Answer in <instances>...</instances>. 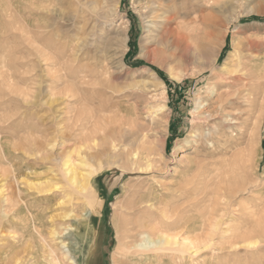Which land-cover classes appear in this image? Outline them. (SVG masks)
Masks as SVG:
<instances>
[{
    "label": "rangeland",
    "instance_id": "obj_1",
    "mask_svg": "<svg viewBox=\"0 0 264 264\" xmlns=\"http://www.w3.org/2000/svg\"><path fill=\"white\" fill-rule=\"evenodd\" d=\"M177 2L182 13L188 11L185 21L197 15L204 19L187 25L179 47L154 55L151 23L159 20L145 0H0V146L12 156L17 145L22 162L36 169L25 179L8 174L4 183L22 189L21 199L33 201L46 192L45 183L58 181L60 190L53 195L62 199L61 161L75 146L82 147L81 154L94 155L88 166H80L83 174L97 170L101 199L89 222L94 225L90 237L72 250L83 263L85 258L86 264H137L134 250L116 240L114 224L122 216L129 223L148 218L140 210L143 204L128 210L141 196L153 198L162 232L207 245L195 255L185 254V260L175 254L174 264H264V107L259 104L264 0ZM119 29L127 37L126 50ZM237 55L256 93L251 110L241 98L244 92L237 94L244 90L241 84H222L216 76L225 61L231 70ZM199 102L208 104L213 117L208 123L197 116ZM205 130L211 134L205 136ZM82 133L88 134L86 140L79 139ZM133 148L143 157L139 164H149L146 170L127 169L124 153ZM2 162L0 168H8ZM75 197L46 212L48 224L38 229L58 253L48 234L58 222L70 225L71 242L84 233L81 213L88 209L79 208ZM70 206L78 215L64 222L58 214ZM11 210L8 215L16 223ZM0 231V264H46L50 259L38 235L19 244L12 252L15 261L4 257L2 245L20 231L5 222Z\"/></svg>",
    "mask_w": 264,
    "mask_h": 264
},
{
    "label": "bare ground",
    "instance_id": "obj_2",
    "mask_svg": "<svg viewBox=\"0 0 264 264\" xmlns=\"http://www.w3.org/2000/svg\"><path fill=\"white\" fill-rule=\"evenodd\" d=\"M145 2L151 3L148 6V12L151 13V15H153L155 17V19L159 20V22L151 23V24H154L155 31H156L155 37H153V39H152L153 46L151 45L153 47L151 49V52L154 55L158 52L164 54V53H167L169 50L176 48L178 46V44H180L186 40V33L185 32L187 31V25L190 22L196 21L197 19H202V20L204 19L203 17H200L197 15V17H195V19H193V20L189 19L190 20L189 22L185 21L184 17L187 16L188 11H187V13L186 12L182 13L180 11L181 9H179V7H178L179 2H177V0H167V1L166 0H145ZM182 9H183V7H182ZM31 13L33 14V11ZM199 24H196V25H199ZM201 26H202V24H201ZM196 27H198V26H196ZM31 29H33V28H31ZM118 36L121 37L120 41L122 42L123 48L126 50L127 49V45H126L127 37L124 35L123 29L118 30ZM250 43H251V41H250ZM248 50H250V49H248ZM145 56L149 57L150 52L149 51L146 52ZM172 56H173V53L164 57L162 60L165 61L166 58L170 59ZM244 66H245V64L243 63L241 56L237 55L235 58V64H234V66H232L233 68L231 70H229V64L227 61H225L224 64L219 65V69L221 70V72L216 73V76L218 77L219 82H221L222 84L223 83L224 84H231V85L241 84L244 87V90L238 89L237 94L239 95L242 92H244V94H242L241 98L243 99V101L245 103L248 104V106L251 110L253 108L254 104L257 102V100L255 98L256 93H254V86L252 85V83L248 82V80L251 79V74L248 73L247 70H245ZM249 66H251V68H253V69L257 68L255 66H252L251 64H249ZM211 69H213V68L211 67ZM262 69L264 70V68H262ZM260 87L263 88L264 84L261 85ZM211 89H213V88H211ZM263 92H264V90H263ZM262 96H263L262 100L259 101L261 110L264 107V102H263L264 93H262ZM220 103H218V106H220L219 105ZM206 105H208V104H206ZM206 105H204L202 102H199V103H197L195 109H196V111H198L197 116L200 118V120L208 123L209 121L212 120L211 118H213V117H212L211 113L209 112L210 110L207 111L208 109H207ZM163 107H164V104L159 107L160 111H162L161 109ZM226 119L227 118H225V120L223 119L225 123L228 124V123L232 122L231 118L228 120H226ZM210 134H211V132L209 130H205V136H209ZM86 138H88V134H84V133H82L79 137V139H81V140H86ZM209 146L212 147V144L210 143ZM137 148H133L130 151L126 150V152L124 153L126 158H127L126 160H128V163L131 166L130 168L127 167V169H130V170L131 169L132 170L137 169L139 171L144 170V169L146 170L149 167V164H147L145 166H142L139 164L140 159L143 157L140 155ZM18 149L20 150V148L17 145L13 146L11 148V150H13L12 154H15V155L10 156L9 155L10 150L5 149L4 146H0V163H3L2 162L3 159L8 163V168H0V179H1L0 181H3L0 184V229H2L3 223L5 222V223H9V226L11 228H15V229H18V231H20V232H17L16 235L11 236L10 239H6L7 242L2 245V248L4 249V252H3L4 257L11 256L12 259L15 258L17 254L12 255V252L20 249L21 245H19V244H21V243L24 244V242L29 238H32V237L37 238L36 235H38L39 236L38 238H40V240L42 241V245L45 244L47 246V248H49L48 254L50 256V259L46 262V264H51V262H52V264H86L88 260L84 258L85 262L83 263V261H81L79 259L80 257L77 258L75 255L72 254V250L78 247V245L80 243V239L84 240V239L90 237V230L93 228L94 225L92 223V225H93L92 226L91 223H89V222L95 216V214L99 208L100 202H101V199L99 197H97V195H96V191H97L96 186H97V179L98 178L95 175V172L97 170H95L93 172L87 171V174H86V172H85V174H83L80 171V166L83 167V169H84V167L88 166L90 163V160H92V158H94V155L81 154L82 153L81 152V149H82L81 146L73 147L71 149V153L66 155L65 158L61 161L62 162L61 166H60L61 168L59 167L60 171H61L60 174H62L61 176L63 178L64 185L66 187V189H63V187H61L62 188L61 190L65 192L63 194L64 197L62 196V199H60V198L57 199L56 195H53V191L60 190V187H57L59 185L58 184L59 182L57 181L58 183L52 182L49 185H47L45 183L46 186L44 184L42 185V186L46 187L45 191L49 192V193H46V192L43 193V191H42L41 193H43V194L38 195L37 197H34L33 201H27V200L21 199V197H20V195H22V194H20L22 189L17 188V191H16L13 187H11L10 185L8 186V185H6V183H4V180H5L4 178H6L8 176V174H10L13 179L19 180V179L27 178L29 174L36 171L35 166H33L31 163L22 162L21 156L19 155L18 152H16V151H18ZM21 149H23V148H21ZM47 150H48V148H47ZM148 152H149V150H148ZM249 152L248 151L244 152L245 153L244 155L246 156L247 159L249 158V156H251V155H249ZM73 153H75L77 156L73 157V155H72ZM17 160H18V162H17ZM76 160H78L77 161L78 164L75 163ZM141 162H142V160H141ZM91 168H92V166H91ZM50 182L51 181H49V183ZM17 184L19 185V183H17ZM24 184L26 185V188L30 187L28 184H26V183H24ZM40 186H41V183H40ZM35 189H36V187H35ZM37 191H39V190H37ZM21 193H23V192H21ZM74 195H76L75 199L77 201H79L78 203H76V205H78L79 208L84 207V208L88 209V211L81 213V216L83 215V217H84L83 218L84 225L81 226V229L84 233H82V235L81 234L79 235L80 238L78 239V242H71L70 239L72 238L73 232H71L72 229H71L70 225H66V224L58 222V224L56 226L52 227L48 232L49 238L51 240L56 241L55 244L57 246H59L61 249V252L58 253V252H56V250L53 246H50L47 243L48 239L46 240L44 238V232H41L38 229H39V227L45 226L46 224H48V222H47L48 216H46L47 215L46 212L53 211L54 206L56 204H62L65 202L71 203V197H73ZM147 197H149V196H147ZM152 200H153V198L148 199V198H144V197L139 196L138 199L135 200V202L128 207V210L132 209V208L135 209V208H137L138 205L143 204V205H141V206H143L142 207L143 209H140V210L147 213L148 218L146 220H141V219L139 221L138 220H135V221L132 220V222L129 223L128 222L129 220L126 219V216H122V222L121 223H115L116 222L115 219H116L117 214L116 213L114 214V223H115L114 226L116 229V233L118 234L116 240H118V242L120 241L122 243L123 246H121V247H125L126 249H127V247H129V248L134 250V252H135L134 254H136V259H137L135 262H137V264H142L143 260L148 262V264H174V259L176 258V257H174L175 254H177V256L180 259L185 260V257H184L185 254L195 255L200 249L205 248L207 246L206 244H203V245L198 244V242H196V240H194V238H188V237L180 236L177 232H175V233H166V232L164 233V232H162L160 230V228L158 226H156V221H158V220H155L157 215L155 213L156 212L155 206H154V202ZM155 200H157V199H155ZM157 202H158V200H157ZM34 203L37 204V208L34 207ZM80 204H83V205H80ZM69 208H71V209H69V210L67 209L68 211L65 210L66 211L65 213L64 212L59 213V214L57 213L59 215V217L62 218V220H64V222L67 219H69L68 217L76 218V216L78 215V214L76 215L74 213L73 207L70 206ZM11 209H13V217L18 219V221L16 223H14L8 215L9 211H12ZM60 212H62V211H60ZM120 214H121V211H120ZM58 215H56V216L58 217ZM54 216H55V214H54ZM43 249L46 250L45 248H43ZM128 250H130V249H128ZM161 257H169V258L167 260H162V261L156 260V259H159ZM16 259L17 258L13 259V261H15ZM64 259L67 260L66 263H65ZM117 262L118 261H113L112 263L116 264Z\"/></svg>",
    "mask_w": 264,
    "mask_h": 264
},
{
    "label": "crops",
    "instance_id": "obj_3",
    "mask_svg": "<svg viewBox=\"0 0 264 264\" xmlns=\"http://www.w3.org/2000/svg\"><path fill=\"white\" fill-rule=\"evenodd\" d=\"M102 185H103L104 189H106L108 191L109 186L107 183H105V181H102Z\"/></svg>",
    "mask_w": 264,
    "mask_h": 264
},
{
    "label": "trees",
    "instance_id": "obj_4",
    "mask_svg": "<svg viewBox=\"0 0 264 264\" xmlns=\"http://www.w3.org/2000/svg\"><path fill=\"white\" fill-rule=\"evenodd\" d=\"M160 75H161V72L160 71H157ZM164 80H166L164 77H163Z\"/></svg>",
    "mask_w": 264,
    "mask_h": 264
}]
</instances>
